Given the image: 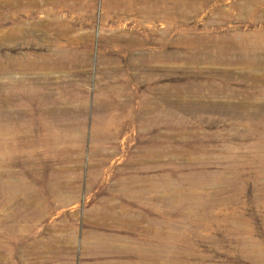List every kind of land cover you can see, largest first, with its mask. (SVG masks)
<instances>
[{
  "label": "rangeland",
  "instance_id": "1",
  "mask_svg": "<svg viewBox=\"0 0 264 264\" xmlns=\"http://www.w3.org/2000/svg\"><path fill=\"white\" fill-rule=\"evenodd\" d=\"M36 1L0 24V264H264V0Z\"/></svg>",
  "mask_w": 264,
  "mask_h": 264
},
{
  "label": "bare ground",
  "instance_id": "2",
  "mask_svg": "<svg viewBox=\"0 0 264 264\" xmlns=\"http://www.w3.org/2000/svg\"><path fill=\"white\" fill-rule=\"evenodd\" d=\"M46 1V3H50L51 2V5L52 4H62V3H66L68 0H45ZM48 3V4H49ZM0 24H2V23H6V22H8L9 20H11L12 21V23H13V25H14V29H13V34H12V36L11 37H14V38H16V39H18V38H22V37H27V36H29V32H30V30H29V27H30V25H31V23L28 21L29 20V18H30V16H31V14H32V8H36V10H41V5H40V3L39 2H37L36 0H0ZM115 5L116 6H122V5H124V1L123 0H118V1H116L115 2ZM152 8V7H151ZM152 10V9H151ZM257 38V37H256ZM252 39H254V38H252ZM242 41V40H241ZM247 41V40H246ZM260 41L261 40H253L250 44H244V45H242V44H240V45H242V47L239 49L243 54H242V57L244 58V60H246L247 62H245V63H249V64H251V65H257V64H259V59H257V57H256V55H257V53H256V49L259 47V44H260ZM242 42H244V41H242ZM205 45V44H204ZM202 46V45H201ZM31 47H32V42H30L28 45H27V48L28 49H31ZM206 47V46H205ZM236 48V46H234L233 45V43H231V42H224V43H221V44H218V47H217V50H216V52H217V55H219V57L221 56L222 58H226L227 57V55L229 54V52L231 51V50H234ZM260 48V47H259ZM262 48V47H261ZM264 49V48H263ZM240 52V53H241ZM257 52H259V51H257ZM262 52V51H261ZM261 52H259V53H261ZM196 53H198V52H196ZM205 53V52H204ZM200 54V53H199ZM206 54V53H205ZM232 54V53H231ZM235 54V53H234ZM27 55H32V58H30L29 56H27ZM158 55V54H157ZM163 55V54H162ZM162 55H160L159 57H158V60H160L161 58H163V59H167L165 56H162ZM230 55V54H229ZM233 55V54H232ZM26 56L27 57H23V59H24V61H22V60H20L21 59V57H17L16 58V61H14V62H11L14 66H17L18 68H21V69H27V70H33V69H35V68H39V67H46V66H48V67H53L54 65H53V63L52 62H48L46 59H45V57L42 55V54H38V53H31V52H26ZM186 56V55H185ZM193 56V55H192ZM208 56V55H207ZM170 57V56H169ZM178 57H180V56H178ZM189 57V56H188ZM209 57V56H208ZM234 57V56H233ZM215 58V57H214ZM231 58V57H230ZM169 59V58H168ZM190 59H191V57H190ZM192 59H194V58H192ZM204 59V58H203ZM205 60V59H204ZM210 60V59H209ZM208 60V61H209ZM216 60H218V59H216ZM223 60V59H222ZM227 60V59H226ZM195 61V60H194ZM199 61V60H198ZM211 61V60H210ZM231 61V60H230ZM229 61V63H231ZM236 61V60H235ZM195 62H197V61H195ZM194 62V63H195ZM205 62V61H204ZM217 63V61H214V62H212V63ZM242 63H243V61H241ZM198 63V62H197ZM205 63H207L208 64V62H207V60H206V62ZM212 63L210 62V64L212 65ZM215 63V64H216ZM224 63V62H223ZM225 63H227V62H225ZM228 63V64H229ZM234 63V62H233ZM232 63V64H233ZM214 64V65H215ZM221 64V63H220ZM219 65V64H218ZM222 65V64H221ZM2 69H4V70H8L9 71V69H8V66L6 65V66H3L2 67ZM206 69V68H205ZM8 71H5L4 73H7ZM203 71V70H202ZM208 71H210V70H208ZM207 74H209L208 72H207ZM204 75V74H203ZM218 75H220V74H218ZM206 76V75H205ZM208 76V75H207ZM210 76V75H209ZM225 76V75H224ZM222 77V76H221ZM226 77H228V76H226ZM19 78H21V77H19ZM225 78V77H224ZM22 80H23V78H22ZM253 80V79H252ZM13 81V80H12ZM202 81V80H201ZM20 85H21V88L23 89V91H22V93L21 94H25V96L27 97V98H29V99H32V100H36L37 102H43V100H44V97H45V92L44 91H40L39 89H37L36 88V86L33 84L34 82L31 80H28L27 81V83L25 84V83H23L22 81H20ZM12 84V83H11ZM13 84H15V85H17L18 86V83H13ZM12 84V85H13ZM11 85V86H12ZM209 85V84H208ZM212 86V85H211ZM218 86V85H217ZM20 87V86H19ZM214 87H216V85L214 86ZM5 88V87H4ZM203 88V87H202ZM216 88H218V87H216ZM219 88H220V86H219ZM230 88V87H229ZM14 89V88H13ZM216 90V89H215ZM218 90H222V88L221 89H218ZM243 90V89H242ZM15 91V90H14ZM213 91H214V89H213ZM226 91V90H225ZM198 92H200V91H198ZM223 92H224V89H223ZM231 92H233V90L231 91ZM7 93H8V91H7ZM16 94V93H15ZM200 94V93H199ZM201 95V94H200ZM199 95V96H200ZM17 96V95H16ZM20 97H21V95H20ZM229 97V96H228ZM232 97H233V95H232ZM14 98V97H13ZM21 99H22V97H21ZM229 105V104H228ZM242 106V105H241ZM225 107V106H224ZM232 109V108H231ZM244 109H246V108H244ZM222 110H223V108H222ZM233 110V109H232ZM231 110V111H232ZM236 110V109H235ZM238 111V110H237ZM243 111V110H242ZM242 111H241V113H242ZM239 112V111H238ZM48 112H46V114H47ZM1 120V119H0ZM5 122H7L8 123V121L7 120H5ZM3 129L4 130H7L8 128L7 127H3ZM7 141V140H6ZM10 141V140H9ZM5 142V141H4ZM8 143V142H7ZM7 143H5L6 145V147L8 148V149H11V148H17V143H15V144H11L12 142L10 141L9 143H10V145L9 146H7L8 144ZM14 143V142H13ZM19 144V143H18ZM2 145H3V143H2ZM0 147H3V146H0ZM189 163V162H188ZM249 163V162H248ZM146 168V167H145ZM147 169H149V168H147ZM255 170V169H254ZM240 171V170H239ZM226 200V199H225ZM172 202V201H171ZM180 205V204H179Z\"/></svg>",
  "mask_w": 264,
  "mask_h": 264
}]
</instances>
